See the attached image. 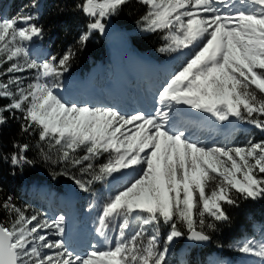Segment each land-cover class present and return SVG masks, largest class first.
I'll use <instances>...</instances> for the list:
<instances>
[{
  "label": "snow or ice",
  "instance_id": "1",
  "mask_svg": "<svg viewBox=\"0 0 264 264\" xmlns=\"http://www.w3.org/2000/svg\"><path fill=\"white\" fill-rule=\"evenodd\" d=\"M147 7L138 24L143 31L164 32L160 52L185 49L190 54L157 92L152 113L121 114L111 107L67 103L54 91L68 71L74 52L37 60L30 44L43 35L31 13L0 17V125L3 114L20 112L22 132L35 131L50 148L59 146L60 159L91 171L84 181L70 177L87 192L93 182L122 170L139 171L110 195L97 217L95 232L102 238L83 254L66 246L65 216H28L12 198L0 201L9 214L0 222V264H166L169 246L185 235L208 241L207 214L215 221L229 217L223 204L264 197V140L244 146H206L189 139V121L182 106L207 113L224 124L230 118L264 132V0H137ZM129 0H80L75 7L89 18L77 43L93 31L105 32V22ZM31 7H38L33 0ZM4 65H8L6 68ZM35 70L32 80L15 75ZM28 145L17 146L13 166L30 163ZM83 148L82 157L72 154ZM107 153L106 162L91 161ZM45 159H49L47 153ZM98 169V170H97ZM67 175V173H62ZM132 221L140 230L128 235ZM110 225L116 232L108 235ZM166 226L161 243V227ZM199 226V230H198ZM152 231L146 235V228ZM50 236L58 237L51 239ZM238 251L264 260V240L246 239Z\"/></svg>",
  "mask_w": 264,
  "mask_h": 264
},
{
  "label": "trees",
  "instance_id": "2",
  "mask_svg": "<svg viewBox=\"0 0 264 264\" xmlns=\"http://www.w3.org/2000/svg\"><path fill=\"white\" fill-rule=\"evenodd\" d=\"M32 2L33 0H0V9H5L6 16L10 18L25 13L33 14L36 17L34 22L43 29V35L39 37V41L48 47L52 56L60 57L69 48L72 49L74 55L69 62L68 71L59 80L50 78L52 83L60 86L65 78L87 72L89 64L103 61L104 33L93 31L85 44L77 43L80 34L87 30L86 25L89 22V18L75 7L80 0H42L36 8L31 7ZM146 11L147 7L138 3L137 0H129V3L109 19L117 30L127 34L134 49L157 60H163L166 54L158 52L163 39L159 31H143L138 24L140 17ZM19 74L24 75L23 78L28 81L34 77L35 70ZM8 103V99H0V106ZM3 115L7 117V121L0 125V201L11 197L16 207L24 210L25 214H31L34 207L39 208L43 204L41 199H37L34 193L28 191L32 185H47L50 190L65 193L69 185L75 184L70 177L75 176L84 181L91 179V171L81 172V167L86 165L87 161L84 165L77 166L64 162L60 159L59 146L50 148V142L40 141L35 131L22 132L21 124L24 121L20 118L22 116L20 112L14 114L5 112ZM24 144L29 146L25 155L30 163L13 166L10 156L18 150L17 146ZM45 153L49 159L44 158ZM84 154L85 151L81 148L72 155L78 158ZM105 161L106 153L93 159L91 163L98 166ZM107 180L93 182L87 192H92ZM76 190L81 194L86 193L77 186ZM234 198L237 200L236 204L222 205L229 217L227 221H215L207 214L205 215L206 223L215 225L213 229L204 228L206 234L210 236V244L207 247L190 248L185 257L167 258L166 264H208L212 257H215L217 261L233 262L238 254L236 246L241 237H250L255 230L264 232V197L253 200L243 199L234 194ZM9 220V214L0 209V222L7 224ZM181 229L186 235V229H183V226ZM167 230L166 226L161 227L162 234H165ZM184 236L180 238L176 248L183 244Z\"/></svg>",
  "mask_w": 264,
  "mask_h": 264
},
{
  "label": "rangeland",
  "instance_id": "3",
  "mask_svg": "<svg viewBox=\"0 0 264 264\" xmlns=\"http://www.w3.org/2000/svg\"><path fill=\"white\" fill-rule=\"evenodd\" d=\"M41 0L38 3V6L40 5ZM0 17L2 18H16L15 17L10 18V16H6V10L0 9ZM105 22L106 28L104 32L105 36V57L103 61H95L90 65L89 72L92 71V73H95L98 68H100V74L99 72H96V74L101 75L102 74V68H104V76L108 78L106 81L103 79H98L95 81L97 84H104V86L100 87V93L103 91L105 92L107 85H113L114 91L118 88L119 90L117 92H124L127 85L130 89L127 91L126 96L129 95L128 98L133 99L136 98V94L139 93L144 99H137L134 106L122 108V107H113L112 105H104V106H95V107H111L115 110H118L121 114H134L136 112H143V113H152L154 108L156 107V98H157V92L161 88V86L168 80L175 71H177L181 65L183 64L184 60L187 58V56L190 54V50L185 49L182 51L177 52H159V54H166V57L163 60H157L153 58L152 56L145 55L143 53H140L136 49L133 48V45L131 46L132 42L127 36L125 32H121L117 30L113 25L111 20L108 18ZM112 31H115L118 35H124L127 36L130 40V54L134 56L137 52L141 57L153 61L159 66H155L157 69V72L155 73V76L150 79L147 84H153L155 86L147 87L146 85H141V81L138 83L136 82L135 78L131 76V74H124V80L123 78L119 77V82H117L116 75L113 73L112 66L109 65L107 61V39L108 35L112 33ZM111 32V33H110ZM159 35L161 37L164 36V32L159 31ZM126 37V38H127ZM162 46L164 47L167 43L166 40L162 39L161 41ZM134 50H133V49ZM30 51H31V57L37 60H41L47 57L52 56L51 52L49 51L48 47L46 45H43L39 41V37H36L33 39V41L30 44ZM129 54V56H130ZM137 55V54H136ZM138 56V55H137ZM141 58V59H143ZM143 59V61L145 60ZM122 63L121 66L125 67L126 65V59H121ZM144 62L147 63L145 60ZM170 62L167 66V69L162 70L163 66L160 64ZM101 64V65H99ZM171 64V65H170ZM8 65H4L3 67H7ZM153 66V68H154ZM33 71V70H31ZM113 73V77H111L108 73ZM91 73V74H92ZM85 74V73H84ZM71 75L67 78H65L62 81V84L55 88L54 91L56 94L65 102L67 103H75L78 106L88 105L84 103L81 100L80 95V87L82 86L80 81L85 78V75ZM106 74V75H105ZM15 75L24 77V75H20L19 73H16ZM28 75V74H27ZM76 76V77H73ZM115 76V78H114ZM79 78V79H78ZM133 80H131V79ZM149 76H145V80H148ZM0 79H5V77H0ZM81 79V80H80ZM125 81V89H124V82ZM31 80H25V83L30 82ZM106 81V82H105ZM49 83H52L51 79H48ZM127 88V89H128ZM122 89V91H121ZM84 90V89H83ZM102 90V91H101ZM129 92V93H128ZM106 94V93H105ZM151 96V97H150ZM80 98V99H79ZM109 98V97H107ZM146 100L150 103V107L146 104ZM110 102V101H109ZM138 103V104H137ZM89 106V105H88ZM119 106H121L119 104ZM187 111H185L187 114L190 113V110L185 106L184 107ZM195 113L200 115H195L197 118L198 123L201 122V124L206 125L203 129L199 130L201 132H195L193 133V130L189 128V132L187 133L189 135V139L196 138L201 143H203L206 146H220V147H234V146H244L248 143L249 140L251 141H260L264 140V132L259 131L254 126L238 121L235 118H230L229 122H225L224 124H220V122H217L214 120V118L210 117L207 113H202L195 110ZM189 116V115H187ZM186 116V117H187ZM187 119V118H185ZM188 121V120H187ZM194 126L193 123L191 127ZM108 159V154L106 153V161ZM105 161V162H106ZM139 171V168H137L135 171L133 170H122L121 173H115L112 177H109L108 180L100 185L98 188L93 190L92 192L85 194H81L80 191L76 190L75 184L69 185V187L66 190V194L62 193H53L50 189L42 187V185H32L29 188V192L34 193L37 199H41L43 204L42 206L34 207L32 213L33 214H39L41 219H53L58 214L64 215L65 218V234H64V241L66 243V246L69 248V250L83 254L86 251H90L92 249V246L97 244L98 241H100L99 247H104L102 238L98 237V241L94 238L95 228L97 227V217L99 212L101 211L102 205L105 202V200L112 194H114L117 190H119L126 182V180L131 179L133 176L137 174ZM235 194V193H234ZM27 213L26 215L31 216L33 214ZM68 217H67V216ZM206 217V216H205ZM72 221L77 226L80 227H73ZM67 224H70V229H76L77 234L81 233L80 236L76 235H70V232L74 233L75 231L71 230L68 231L66 228ZM141 225L137 223L136 221H132L130 229L128 230V235L134 234L136 231L140 230ZM86 229L85 232L88 236H84V232L81 230ZM85 231V230H84ZM152 229L150 227H147L145 232L146 235L150 233ZM67 233V234H66ZM116 234L115 231L112 230V226L110 225L108 235L110 237H114ZM71 236V238H69ZM164 234L161 233V243L163 242ZM51 239H57L58 237L50 236ZM80 239V244H77L76 239ZM84 238V241H83ZM181 238V237H180ZM180 238H176L175 241L169 246V252L167 254V258L175 257L176 259L183 258L186 256L187 253H189L190 248L185 246L184 244L180 245L176 248ZM246 239L255 240V241H261L264 240V232H259L257 230L254 231V234H252L250 237L243 236L241 237L239 244H242ZM83 242V243H81ZM238 244V245H239ZM238 245L236 246V249L238 250ZM85 246V247H84ZM80 248H83V250H80ZM208 264H264V260H261V258L256 257L251 254L241 253L238 251V254L233 262H222L217 261L215 257L210 258Z\"/></svg>",
  "mask_w": 264,
  "mask_h": 264
},
{
  "label": "bare ground",
  "instance_id": "4",
  "mask_svg": "<svg viewBox=\"0 0 264 264\" xmlns=\"http://www.w3.org/2000/svg\"><path fill=\"white\" fill-rule=\"evenodd\" d=\"M126 37L124 35H118L117 33H115V31H112V33L110 35H108L107 44H106L107 61H108L109 65L112 66L113 73H115V75H116L117 82H119V77L123 78V80H124V74H131V76L135 78L137 83L139 81H141V85L145 86L147 84L146 81L148 82L150 79H152L155 76V73L157 72V69L155 66H159V64L157 65V63L155 64L153 61L141 57L137 52H134V53H136L138 56L136 54L134 56H132V54H130V51H129L131 42H129L130 40L128 39V37L127 38ZM131 46H132V44H131ZM129 54H130V56H129ZM122 58L126 59L125 67L121 66V63H122L121 59ZM141 58L145 59L147 61V63L144 62L145 60L143 61V59H141ZM169 63L170 62L160 64L163 66L162 70L167 69V66ZM99 65H101V64H99ZM153 66H154V68H153ZM96 72H99V74H100V68H98ZM104 72H105L104 68H102V74L101 75H98V74L95 75V73H92V71L91 72L87 71V72H85V74H86L85 78H83V80H85V81L82 82V80L80 79L81 80L80 83L82 86L80 87L79 97H81V100L84 103L88 104L90 107H95V106H99V105L104 106V105L108 104V105H112L113 107L126 108V107H130V106L131 107L134 106L136 101H138V100H136L137 97H138V99H141V98H142V100L144 99L139 93L136 94L137 95L136 98H133V99L128 98L129 95L126 96V94H127V91H129L130 85H132L131 84L132 82L129 83V88L127 85V87L125 89V81H123V80L122 81L124 82V89H125L124 92L122 91V89H121L122 92H120V91L117 92L119 90L118 88L114 91L113 85H107L105 92H103L101 90L102 92L100 93V89H101L100 87L104 86V84H97V83H95V81L98 79L105 80V78L107 81L108 78L106 76H104ZM113 73L109 72L108 74L111 77H113ZM146 75L149 76L148 80H145ZM73 77H76V76H73ZM114 78H115V76H114ZM131 80H133V79H131ZM146 86L151 87V86H155V85L149 83ZM107 97H109V98H107ZM150 103L151 102H148L146 100V104L148 105V107H150ZM119 104L121 106H119ZM182 107H183L184 111H187L184 108L185 106H182ZM189 110H190V113L187 114L189 116L185 117V118H187L186 120H188L190 122L188 125L189 128H191L193 130V133L201 132L199 130L203 129L206 125L201 124V122L198 123L197 118L195 116V115H200L201 113L197 114V113H195V110H193V109H189ZM192 123L194 126L191 127ZM42 187L47 188L45 185H42ZM66 220H67V218H66ZM72 222H73L72 225L74 228L82 226V225L77 226L74 223V221H72ZM95 222H97V221H95ZM66 228L68 229V231H71V230L75 231L74 233L70 232V235H74L77 232V230H76L77 228L76 229H72V228L70 229V224H67ZM84 230H81L84 232V236H88L87 235L88 233L87 234L85 233L87 230L86 229H84ZM76 235L80 236L81 233H78V234L76 233ZM98 237L99 236L94 233V238L96 241H98ZM69 238H71V236ZM80 239L81 238L76 239L78 245L80 244ZM83 241H84V238H83ZM81 243H83V242H81ZM80 250H83V248H80Z\"/></svg>",
  "mask_w": 264,
  "mask_h": 264
},
{
  "label": "water",
  "instance_id": "5",
  "mask_svg": "<svg viewBox=\"0 0 264 264\" xmlns=\"http://www.w3.org/2000/svg\"><path fill=\"white\" fill-rule=\"evenodd\" d=\"M42 1V0H41ZM183 244L189 248H205L210 244V239L208 241H194L187 239V234L183 237Z\"/></svg>",
  "mask_w": 264,
  "mask_h": 264
}]
</instances>
